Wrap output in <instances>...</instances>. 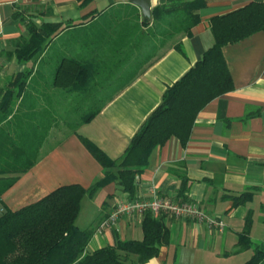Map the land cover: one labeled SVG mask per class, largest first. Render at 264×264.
Instances as JSON below:
<instances>
[{
  "label": "crops",
  "instance_id": "0c3cea01",
  "mask_svg": "<svg viewBox=\"0 0 264 264\" xmlns=\"http://www.w3.org/2000/svg\"><path fill=\"white\" fill-rule=\"evenodd\" d=\"M149 1L151 12L167 4V0ZM203 1L205 5L198 10L199 22L191 34L164 41L158 26H154L152 13L150 19L143 18L141 9L128 1L0 0V98L20 72L34 73L38 68L48 80L55 71L52 57L65 51L61 42L77 30H90L105 13L127 8L136 10L137 15L128 18L125 24L132 25L138 31L135 39L141 40L133 52H125L119 66L109 71L107 86L123 88L91 121L75 131L62 123L66 119L64 114L72 109V98L65 96L63 90L51 87L46 96L41 93L39 99L32 100L38 106L41 119L48 117L58 122L48 133L39 161L30 171L19 175L1 195L0 212L19 210L64 185L77 184L84 188L92 185L102 176V167L83 142L94 146L106 159L118 161L145 119L161 103L165 92L213 46L211 18L251 2L264 3V0ZM31 24H60L65 29L42 54L28 63L18 62L10 53ZM221 50L233 89L209 102L197 114L187 142L182 145L171 137L152 152L148 166L136 176L133 199L112 182L80 202L76 225L80 229H96L88 251L114 245L117 240H141L143 216L124 215L112 228L101 232L97 229L119 201L149 199L151 189L161 197L176 201L182 173L189 180L187 202L196 203L207 215L220 218L225 228L220 232L204 223L160 214L158 217L169 230V243L145 264L242 263L251 252L235 254V251L249 211L252 225L248 237L255 243L264 240V224L260 219V206L264 205V31ZM23 95L26 118V87ZM12 99L17 104L21 97L13 95ZM245 192H250L251 198L234 207L230 198ZM84 205L90 207L92 215L87 226L81 228L77 222Z\"/></svg>",
  "mask_w": 264,
  "mask_h": 264
},
{
  "label": "trees",
  "instance_id": "16d2710c",
  "mask_svg": "<svg viewBox=\"0 0 264 264\" xmlns=\"http://www.w3.org/2000/svg\"><path fill=\"white\" fill-rule=\"evenodd\" d=\"M204 5L203 0H167L165 7L152 9L154 26H158L164 41L181 34L189 36L199 22L198 10ZM136 15L132 8L105 13L90 30H77L61 42L65 51L52 57L55 71L48 80L36 68L34 73L20 72L5 89L0 98V198L19 175L30 171L39 161L48 133L58 122L48 117L41 119L38 106L32 100L39 99L41 93L46 96L51 87L63 90L65 96L72 98V109L64 114L66 119L62 123L75 131L91 121L123 88L107 86V79L109 71L119 66L120 59L124 60L125 52H133L141 42L135 39L138 31L125 24ZM209 24L213 46L165 92L161 103L145 119L118 161L106 159L94 146L83 142L102 167L99 179L88 188L77 184L61 186L16 211L1 210L0 264H145L158 256L161 247L169 243V230L151 211L142 217L141 240H117L114 245L94 251H88L87 246L95 227L80 229L76 220L82 199L92 197L112 182L133 199L136 176L148 166L152 152L171 137L184 145L197 114L209 102L233 89L221 49L264 31V3L251 2L211 18ZM64 29L60 24L28 25L27 34L17 39L15 50L10 54L18 62L28 63L42 54ZM127 82L129 79L124 84ZM25 87L26 118L22 98ZM13 95L21 97L17 104ZM179 179L176 201L183 203L187 201L189 180L184 173ZM250 198V192H245L230 200L236 207ZM260 219L264 224V205L260 206ZM251 225L249 211L238 235L235 254L248 250L251 255L243 264H264V240L255 243L248 237Z\"/></svg>",
  "mask_w": 264,
  "mask_h": 264
},
{
  "label": "built area",
  "instance_id": "2783aa9c",
  "mask_svg": "<svg viewBox=\"0 0 264 264\" xmlns=\"http://www.w3.org/2000/svg\"><path fill=\"white\" fill-rule=\"evenodd\" d=\"M146 211H151L155 216L160 214L170 215L174 219H188L204 223L208 227L222 232L225 228L220 218L207 215L201 208L192 202L178 203L173 199L161 197L154 189L149 192V199L119 201L111 213L99 224L97 231L101 232L116 225L118 219L124 215H137L142 217Z\"/></svg>",
  "mask_w": 264,
  "mask_h": 264
},
{
  "label": "rangeland",
  "instance_id": "374dc122",
  "mask_svg": "<svg viewBox=\"0 0 264 264\" xmlns=\"http://www.w3.org/2000/svg\"><path fill=\"white\" fill-rule=\"evenodd\" d=\"M87 106L89 107V105H87ZM91 215H92V210L90 209V207L84 205L82 208V212L79 216V220H78L77 224L80 225L81 228H83L84 226H87L86 224H88V222L90 221V220H88V218H90ZM247 258L248 257H246L245 260H243V261L241 260L242 263H240V262L238 263V261H235V262H231L229 264H243V263H245ZM174 264H181V263L176 261V263H174ZM203 264H206V263H203Z\"/></svg>",
  "mask_w": 264,
  "mask_h": 264
},
{
  "label": "water",
  "instance_id": "95a60500",
  "mask_svg": "<svg viewBox=\"0 0 264 264\" xmlns=\"http://www.w3.org/2000/svg\"><path fill=\"white\" fill-rule=\"evenodd\" d=\"M129 3L138 6L141 9L143 18L150 19L151 10H150V1L149 0H124Z\"/></svg>",
  "mask_w": 264,
  "mask_h": 264
}]
</instances>
